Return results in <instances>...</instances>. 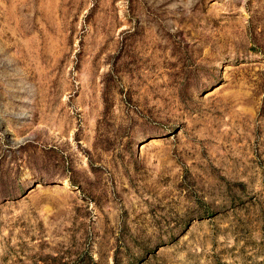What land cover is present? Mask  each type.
Returning a JSON list of instances; mask_svg holds the SVG:
<instances>
[{
  "label": "rangeland",
  "instance_id": "374dc122",
  "mask_svg": "<svg viewBox=\"0 0 264 264\" xmlns=\"http://www.w3.org/2000/svg\"><path fill=\"white\" fill-rule=\"evenodd\" d=\"M0 264H264V0H0Z\"/></svg>",
  "mask_w": 264,
  "mask_h": 264
}]
</instances>
